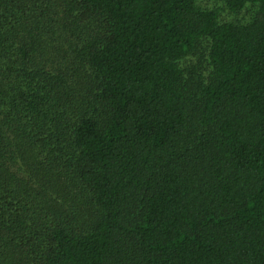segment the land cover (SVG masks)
<instances>
[{
    "label": "trees",
    "instance_id": "trees-1",
    "mask_svg": "<svg viewBox=\"0 0 264 264\" xmlns=\"http://www.w3.org/2000/svg\"><path fill=\"white\" fill-rule=\"evenodd\" d=\"M220 3L0 0V264H264V0Z\"/></svg>",
    "mask_w": 264,
    "mask_h": 264
},
{
    "label": "rangeland",
    "instance_id": "rangeland-1",
    "mask_svg": "<svg viewBox=\"0 0 264 264\" xmlns=\"http://www.w3.org/2000/svg\"><path fill=\"white\" fill-rule=\"evenodd\" d=\"M198 1H199V4H200L201 6H209V7H213V6H219V5L221 4V3H220V0H198ZM248 16H250V14H249V13L247 14V13L244 11V12L240 13L239 18H240L241 20H244V19H247ZM231 18H232V16L229 17V19H231Z\"/></svg>",
    "mask_w": 264,
    "mask_h": 264
}]
</instances>
